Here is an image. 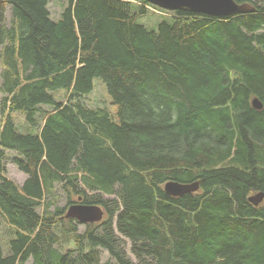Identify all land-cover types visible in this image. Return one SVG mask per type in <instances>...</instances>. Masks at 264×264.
<instances>
[{"label": "trees", "instance_id": "obj_1", "mask_svg": "<svg viewBox=\"0 0 264 264\" xmlns=\"http://www.w3.org/2000/svg\"><path fill=\"white\" fill-rule=\"evenodd\" d=\"M236 1L256 9L149 28L147 0H68L58 20L0 0V264H264V0ZM96 77L115 113L86 101ZM79 200L104 218L67 217Z\"/></svg>", "mask_w": 264, "mask_h": 264}, {"label": "water", "instance_id": "obj_2", "mask_svg": "<svg viewBox=\"0 0 264 264\" xmlns=\"http://www.w3.org/2000/svg\"><path fill=\"white\" fill-rule=\"evenodd\" d=\"M148 2L168 10H188L206 13L212 16H229L255 11V7L247 2L239 3L236 0H147ZM253 105L260 109L262 104L258 99L253 100ZM199 181L184 183L170 180L165 183L164 190L171 196H182L199 189ZM264 199V193L259 192L249 197V200L258 205ZM67 217L76 218L81 224L95 223L102 220L103 208L97 204L74 203L66 212Z\"/></svg>", "mask_w": 264, "mask_h": 264}, {"label": "rangeland", "instance_id": "obj_3", "mask_svg": "<svg viewBox=\"0 0 264 264\" xmlns=\"http://www.w3.org/2000/svg\"><path fill=\"white\" fill-rule=\"evenodd\" d=\"M252 1L259 2L261 0H252ZM67 3H68V0H49L48 8H49L51 16L54 20H58L60 18V14L63 11L64 7L67 5ZM147 10H148V12L143 17H141L139 19V22L143 23V24H147L149 26V28H156L158 22L162 19V17L159 16V13L156 12L159 10L156 8L151 9L150 7H147ZM164 14L170 15L171 13L164 11ZM6 15L9 19V17H10V6L7 7ZM1 70H2V66L0 64V86H1V81H2ZM2 96H3V94H2L1 89H0V101H1ZM86 101L90 105H93V106L99 105L102 107H106L112 113L116 112V105L112 103V98L110 97V95L107 91V88H106L104 81L100 77H96L94 79L93 90L86 97ZM13 115H14V119H15L16 123L18 124V126L21 130L26 131L29 129L28 124L24 120V117L21 113L14 112ZM39 123H41V121H39ZM1 125H2V116L0 113V127H1ZM15 155H17L16 152L9 151V150L6 151V158H5L6 174L10 179L14 180L15 182H17L18 184L21 185L26 178V174L24 172H22L18 168V166L14 163L13 157ZM58 195H59L60 204L64 205L65 204V202H64L65 192L59 190ZM253 195H255V194H253ZM104 196L108 197V198H114L112 195L105 194ZM80 229L84 230V225H81ZM9 236H11L10 227L8 225H6L4 221L0 220V238L2 240L3 247H4L5 251H7V244L5 241L7 240V238ZM101 253H102L103 259L109 258V254L107 251L102 250ZM129 253H130V251H129ZM130 255L132 258H134V256L132 254H130ZM25 264H33L32 259L30 258Z\"/></svg>", "mask_w": 264, "mask_h": 264}]
</instances>
